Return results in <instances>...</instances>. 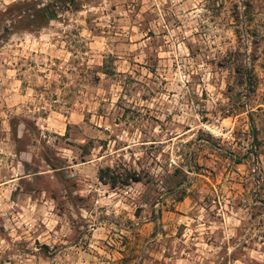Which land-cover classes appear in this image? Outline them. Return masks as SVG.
I'll list each match as a JSON object with an SVG mask.
<instances>
[{
	"label": "rangeland",
	"instance_id": "374dc122",
	"mask_svg": "<svg viewBox=\"0 0 264 264\" xmlns=\"http://www.w3.org/2000/svg\"><path fill=\"white\" fill-rule=\"evenodd\" d=\"M0 264H264V0H0Z\"/></svg>",
	"mask_w": 264,
	"mask_h": 264
},
{
	"label": "trees",
	"instance_id": "16d2710c",
	"mask_svg": "<svg viewBox=\"0 0 264 264\" xmlns=\"http://www.w3.org/2000/svg\"><path fill=\"white\" fill-rule=\"evenodd\" d=\"M47 9V7H44V9H42V10H40L39 12H41L42 13V15H45V10ZM49 17L51 18V19H55V18H57V14L56 13H51V15H49ZM101 179H102V177H101ZM131 179H133V180H135V181H140V179H134V178H131ZM115 182V181H114Z\"/></svg>",
	"mask_w": 264,
	"mask_h": 264
},
{
	"label": "water",
	"instance_id": "95a60500",
	"mask_svg": "<svg viewBox=\"0 0 264 264\" xmlns=\"http://www.w3.org/2000/svg\"><path fill=\"white\" fill-rule=\"evenodd\" d=\"M249 120H250V124H251L252 130H253L254 142H255V140H256V129H255L254 125H253V119H252L251 115L249 116Z\"/></svg>",
	"mask_w": 264,
	"mask_h": 264
}]
</instances>
